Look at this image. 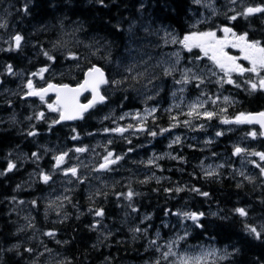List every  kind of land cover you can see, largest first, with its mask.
I'll return each instance as SVG.
<instances>
[{"label": "trees", "instance_id": "trees-1", "mask_svg": "<svg viewBox=\"0 0 264 264\" xmlns=\"http://www.w3.org/2000/svg\"><path fill=\"white\" fill-rule=\"evenodd\" d=\"M216 1L218 12L208 22L201 23L202 29L215 30L227 25L237 33L248 32L251 39L264 40V14L241 16L235 21H229L225 15L234 14L230 9L242 12L249 5L264 4V0H236L234 4L230 0ZM25 3L28 4L27 14L22 10ZM105 5L101 6L97 0H0V23L7 25L0 28V172L7 168L9 160L17 165L12 172L0 176V264H33L37 257L25 249L32 247L36 252H43L45 246L52 249V253L39 257L38 264H55L56 260H67L71 264H149L159 255L148 244L149 240L156 239L157 231L160 232L158 242L164 244L185 230L190 235L180 241L174 251L183 254L208 247L221 250L222 255L227 249L233 253L228 259L220 260L219 255L208 264H213L214 259L215 264H264V238L255 239L245 230L246 225L258 227L264 224V177L250 161L255 160L262 166L264 162H260L259 157L247 155V152H264V136H249L253 130L261 131L252 124L221 122L223 118L234 119L241 112L264 111V91L250 92L246 85L237 88L224 84L221 88L215 83L218 76L207 77L200 88L191 84L189 98L201 95V92L213 97L219 95L220 100L215 105H206L209 111L226 109L219 117L210 121L194 119L192 127L181 125L156 137L147 132L135 135L126 132L124 137L127 139L120 134L105 133L103 129L117 124L122 127L135 124L134 120L117 119L113 123L104 117L118 118L143 109L147 104L159 109L155 124L148 119L147 126L152 130L169 127V113L164 109L172 108L171 114L181 121L189 119L182 114L186 105L176 104L171 97L172 77H162L153 84H147L146 80L130 81L125 86L126 91L109 89L104 93L109 96L105 104L97 105L85 114L84 119L62 122L51 131L48 125L58 118V114L48 112L46 104L37 97H24L27 79L49 63L42 55V49L58 56L57 63L45 73V80L51 83H81L83 72L90 63L104 67L107 73L117 63L127 67L148 61L151 67L164 59L167 49L179 46L165 45V32L184 35L192 31L202 10L201 4L193 0H105ZM17 33L24 37L21 48L5 51ZM57 41L81 56L79 68L76 61L63 59L66 51L53 50ZM97 48L99 53L92 56L91 52ZM228 51L239 55L237 49ZM181 55L182 64L191 68L194 56L202 54L194 49L192 53L185 50ZM105 57H110L112 63L109 64ZM241 61L245 67L249 66L247 61ZM9 64L16 75L7 74ZM199 64L201 68L211 67L206 58ZM156 72L159 75V69ZM177 76L178 72L175 79ZM254 78L251 74L233 75L238 83ZM33 80L37 87L46 85L45 80L38 77ZM148 96L154 99L147 100ZM223 96H229L233 103H225ZM89 98L87 92L83 100ZM46 100L48 103L55 101L53 95H48ZM174 105H180V108ZM41 110L46 112L47 122L27 119ZM33 126L39 134L28 136L27 132L33 130ZM73 129L79 133L77 140L71 139ZM217 132L223 135L217 136ZM177 135L181 137V143L169 147ZM209 140L212 142L206 143ZM85 146L88 151L84 153L69 152L63 165H81L79 174L87 177L83 183L74 177L64 179L63 172L61 179V171L53 172L54 156ZM236 146L247 152L234 155ZM129 148L134 150L128 152ZM107 151L127 155L112 166V171H95ZM33 152L40 154L38 161L32 158ZM167 153L183 157V160L171 159L165 155ZM154 155L165 157L158 161L159 168L142 163ZM206 165H213L214 169L217 165L224 167L216 169L218 176L205 178ZM41 171L52 176L47 184L39 179ZM240 171L254 177L253 182L240 176ZM153 173L161 178L160 183L155 179L140 182ZM238 184L242 186L237 187ZM17 185L21 187L17 188ZM185 186L188 189L197 187L210 195L203 197L190 190L164 191ZM129 187L139 193L132 201L137 212L131 210L127 200L117 196L127 192ZM98 192L102 195H97ZM52 193L54 197L50 198ZM238 207L245 208L248 216L236 214L234 209ZM100 208L105 213L102 218L89 211ZM169 210L171 213L177 210L205 213L200 220L203 228L195 226L191 220L165 216ZM145 215H150L151 219L144 220ZM97 221L100 223L93 230L92 225ZM29 223L33 227H28ZM165 224L168 227H164ZM137 227H147V236L134 233L132 230ZM48 231H55V237L43 235ZM14 245L19 247L13 248Z\"/></svg>", "mask_w": 264, "mask_h": 264}, {"label": "snow or ice", "instance_id": "snow-or-ice-1", "mask_svg": "<svg viewBox=\"0 0 264 264\" xmlns=\"http://www.w3.org/2000/svg\"><path fill=\"white\" fill-rule=\"evenodd\" d=\"M97 2L101 6L105 5V0H97ZM196 4H203L205 0H193ZM236 0H230V3H235ZM209 8H212L213 15H215L214 5L209 3L206 5ZM143 7V5H142ZM25 14L28 12V4L25 3L22 9ZM234 14L228 16L225 13L227 19L229 21H235L238 17H249L256 14H264V4H258L255 6L249 5L242 12H235L234 9H230ZM203 23V21H197V24ZM6 23H0V28L6 27ZM196 25H193L195 28ZM218 33H222V35H218ZM24 41V37L17 33L12 37V43L10 44L8 49L5 51H17L21 48L22 42ZM163 42L165 45L171 43L180 46V51H176L173 53H166L165 56L167 59H160L156 62L155 65L149 67L148 61H144L143 64L140 65H130L125 67L122 63H117L116 67L110 70L109 73H106L105 68L98 66L97 64L90 63L87 67L86 71L83 72V82L76 85V87H72L69 84H54L45 80V73H49L53 65H55L58 61V56L51 54L48 50L42 49V55L49 62L45 66L38 69L37 72L31 74V77L27 79L26 84L24 85L26 91L24 92V97H37L42 104H46L47 111L52 113H57L58 118L52 119L49 123V131L57 125L61 124L65 121H74V120H82L85 118V114L89 113L90 110L94 109L97 105L105 104L109 96L105 95V92H108L109 89L112 91H126V85L129 84L130 81L135 83H140L141 80H146L147 84H153L154 81L160 80L162 77H172L174 85H180L181 87L178 89L179 92H183L185 87L189 84L195 83L197 88H200L202 85L206 83L207 77L218 76L219 78L215 81L217 85L221 88L224 84L234 85L237 88L242 87V85H246V90L250 92L255 91H264V40L261 39H251L249 37L248 32L237 33L232 27L223 25L215 30L209 29L206 31H189L184 34L182 37L175 35L171 32H165ZM53 50H64L66 51V55L63 56L65 60L76 61V67L79 68V61L81 60V56L76 52L66 48V45L57 41L53 44ZM86 47L92 48L93 45H87ZM237 49L239 51V55H232L228 51V49ZM194 49H198L202 55L194 56L191 61L193 67L184 68L182 71L178 69L177 65L181 62V52L187 51L188 53H192ZM100 49L97 48L96 51L91 52L92 56H96L99 53ZM174 58V59H173ZM207 59L211 63V67L205 66L204 68L200 67L199 62L203 59ZM84 59H88V57H84ZM108 63H112L110 57H105ZM247 61L249 66L245 67L240 61ZM143 69V70H141ZM156 69H159V75H157ZM6 72L9 75H16L11 64L6 66ZM179 72L180 79H175V74ZM237 77H244L246 74H251L254 76V79H245L242 83H238L237 80L233 79V75ZM38 77L39 80H45V87H37L34 83L33 78ZM111 77V78H110ZM119 77V78H116ZM207 82H212L210 79H207ZM84 92H90L91 99H88L86 103H80L79 97ZM49 93H55L56 99L52 103H48L46 97ZM159 94V93H157ZM173 97L176 96V92L172 93ZM125 99L127 97L125 96ZM154 99L153 96H148L147 100ZM220 100V96L216 95L215 97L206 95L201 92V95L196 98L195 101L188 104V111L186 113H182L189 117V119L180 120L178 116L172 115V108L164 109L165 112L169 113V119L171 121L168 128H159L158 131L152 130L147 126L148 119L151 118L153 124L156 121V113L159 111L158 107L144 108L142 111H137L133 113H125L118 118L114 116H106L104 119H111L113 123L118 120H125L128 117H131L132 120L135 121V124H128L127 126H119L117 124L116 127L113 128H104L103 132L105 133H116L120 134L122 138L124 137V133L130 132L132 135L137 133L147 132L148 135L152 137H156L157 135H162L166 132H170L173 128L178 126L192 127L193 119H206L212 120L214 117H219L220 114L226 109H221L220 112L217 111H209L206 105L211 104L215 105L217 101ZM223 101L227 104H232L233 101L229 96H223ZM175 108L179 109L180 105H174ZM27 119L36 121H46V112L41 110L39 112L34 113L33 116L28 117ZM222 123L224 124H259L261 131L258 133L253 130L248 133L252 138H256L257 135L264 136V111L258 113H244L241 112L234 119L223 118ZM200 128L203 129L204 125L201 124ZM195 130V129H194ZM74 135H72V140L79 139V133L76 132L75 129L72 130ZM39 133L35 130V126H33V130L27 132L28 136H37ZM91 135V133H90ZM217 136L223 135L222 132H217ZM127 142L131 144V140L128 139ZM212 141H206V143H211ZM109 144L112 143L111 140L108 141ZM181 143V137L179 135L175 136L172 140L169 147L174 144ZM134 149L129 148L128 152H132ZM88 151L87 147H76L73 149H69L68 151L61 152L60 154L53 157L55 163L53 165V172L61 171L66 177H74L80 183H83L87 177H83L79 174V169L81 165L77 164L76 166L64 168L63 165L66 163V160L69 156V152L75 153H84ZM247 150L241 148L239 146L234 147V155H240L246 153ZM127 153L123 155H118L113 153L112 151H107L103 156V162L99 164L98 168L95 169L97 172L101 171H112V166L118 164L119 161L124 159ZM169 158L174 160H183V157L180 156H172L170 153L165 154ZM215 155V154H213ZM248 156H256L259 157L260 162H264V152H247ZM34 160L38 161L41 157L38 152H33L31 154ZM164 156H153L149 158L146 162V166H154L159 168L160 165L158 163L159 160L164 159ZM255 165L256 168L259 169V174L261 177H264V166L261 163L253 160L250 161ZM17 167L16 163L9 160L7 163V168L4 171L0 172V176L6 175L8 172H12ZM224 165H217L216 168H212L209 166L207 170H204L205 178L218 176L219 172L216 169L222 168ZM239 175L244 177V179L248 180L250 183L253 182L254 177L248 176L244 171H240ZM39 179L42 180L43 183L47 184L51 179V174L45 173L41 171L39 173ZM155 179L157 183H160L159 177H156L153 173L151 176H147L145 180L140 181L141 183H148L150 180ZM241 184H238L237 187H241ZM20 185H17V188H20ZM185 190H190L195 192L196 194L208 197L210 193L206 191H201L197 187H192L188 189L185 187H176V188H166L164 191L166 193L176 192L180 193ZM97 195H102V193H97ZM139 195V193L134 192L130 187L129 190L125 193H118L117 196L123 197L125 200L129 202L128 206L131 207L133 212H137L138 209L132 206V201L135 196ZM91 199V197H89ZM64 199H69L65 197ZM15 200V197H13ZM20 203H24V201H20ZM33 206L36 205V201H32ZM90 212L94 211V215L96 217H103L104 210L100 209H89ZM234 212L241 217H247L248 212L245 208H235ZM175 215L180 217L182 220H191L193 224L197 227L203 228V225L200 223L201 218L205 215L203 212H181L177 210L175 213H171L170 210L165 212V216ZM212 215H217V213H212ZM150 215H145L144 220H150ZM100 221H97L92 225L93 230L96 229L97 225ZM164 227H168L167 224L163 225ZM28 227H33L31 223L28 224ZM150 227V225H149ZM259 228V230H258ZM22 230V229H21ZM246 232L249 235H252L255 239L264 238V224L257 226L246 225ZM134 233H142L147 236L148 228H140L137 227L132 230ZM43 235L54 238L56 233L55 231H48L43 233ZM156 239H151L148 241L149 247L155 249L159 252V255L156 259L149 262V264H208V257L216 258V253L218 250L213 249L210 252H205L196 256H189L186 254H181L178 251H174L180 241L186 240V238L190 235V233L185 230L182 235H177L174 239L165 242L164 244H160L158 241L160 240V232H156ZM60 243V241H57ZM19 245H14L13 248H18ZM10 251L12 249H9ZM27 253L35 254L37 257L36 260L33 261V264H38V258L44 256L45 253H52V249L44 247L43 252H36L32 247H28L25 249ZM233 251H238V249H234ZM233 253L228 252L227 249L224 250V253L218 257L220 260H226ZM55 264H71L70 261L67 260H56ZM213 264H215V259L213 260Z\"/></svg>", "mask_w": 264, "mask_h": 264}, {"label": "rangeland", "instance_id": "rangeland-1", "mask_svg": "<svg viewBox=\"0 0 264 264\" xmlns=\"http://www.w3.org/2000/svg\"><path fill=\"white\" fill-rule=\"evenodd\" d=\"M209 3H211V4H213L214 5V8H215V13H217L218 12V7H219V5H218V2L216 1V0H205V2L203 3V4H201V6H202V10H201V13H200V16H198V19L196 20V24H194V25H196V27L192 30V31H196V30H199V31H206L207 29V27H204V29H202V27H201V23L200 24H197V21H203V22H208L210 19H212V17L214 16L213 15V10H212V8H209V7H207L206 5L207 4H209ZM206 29V30H205ZM188 33V32H187ZM175 35H177L176 33H174ZM186 34V33H185ZM177 36H180V37H182L183 35H177ZM170 45H173V44H171L170 43ZM171 49H167V51H166V53H173V52H176V51H180V47L178 46V47H170ZM183 52V51H182ZM182 52H181V54H182ZM165 53V54H166ZM181 57H182V55H181ZM164 59H167V57L164 55ZM174 59V58H173ZM181 62H182V59H181ZM180 62V64L179 65H177V67H178V69H180L181 71L184 69V68H190V67H186L185 65H183L182 63ZM240 63H242L243 65H244V63L242 62V61H240ZM176 79H180V74H179V72H178V76L176 77ZM181 86L180 85H174V92H176V96L174 97V100L176 101V104H181V103H184L185 105H186V108L184 109V113H186L187 111H188V107H187V105L188 104H190V103H192L193 101H195L196 100V98L198 97V96H200V95H195V96H193L192 98H189V94H188V85L185 87V90L181 93V92H179L178 91V89L180 88ZM146 107H148V105L146 104ZM145 107V108H146ZM149 108H151V107H149ZM144 109V108H143ZM142 109V110H143ZM142 110H140V111H142ZM134 114V113H133ZM130 120H132V118L131 117H128ZM194 120V119H193ZM72 166H76V164L74 165V164H70V165H68V166H66V167H64V168H67V167H72ZM209 166H211L212 168L214 167L213 165H206L205 166V168H209ZM60 177H61V179H62V172H61V174H60ZM66 178H72V177H66L65 175H64V179H66ZM53 196V193L52 194H49V197L50 198H53L52 197ZM213 249H216V250H218L217 251V253H216V257L217 256H219L220 254H221V250H219V249H217V248H208V247H204V248H202V249H200V250H198V251H195V252H190V253H183V254H186V255H189V256H196V255H200V254H202V253H205V252H210V251H212ZM214 257H211V256H209L207 259H208V261H210V260H212Z\"/></svg>", "mask_w": 264, "mask_h": 264}, {"label": "water", "instance_id": "water-1", "mask_svg": "<svg viewBox=\"0 0 264 264\" xmlns=\"http://www.w3.org/2000/svg\"><path fill=\"white\" fill-rule=\"evenodd\" d=\"M98 66H100V65H98ZM102 67V66H101ZM106 71V70H105ZM107 73V72H106ZM83 82V81H82ZM81 82V83H82ZM54 84H58V83H54ZM69 85H71L72 87H76V85L77 84H69ZM86 92H84L80 97H79V101H80V103H86L87 101H83L82 100V97H83V95L85 94ZM50 94H53V95H55L56 96V94L55 93H49L48 95H50ZM91 99V98H90ZM258 112H261V111H258ZM258 112H251V113H258ZM253 125H257L259 128H260V126H259V124H253Z\"/></svg>", "mask_w": 264, "mask_h": 264}]
</instances>
